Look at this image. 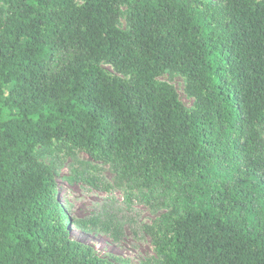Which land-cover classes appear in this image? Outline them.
Masks as SVG:
<instances>
[{
  "label": "trees",
  "instance_id": "16d2710c",
  "mask_svg": "<svg viewBox=\"0 0 264 264\" xmlns=\"http://www.w3.org/2000/svg\"><path fill=\"white\" fill-rule=\"evenodd\" d=\"M78 152L169 208L143 264H264V0H0V264H116L67 226L119 219L72 220L41 159Z\"/></svg>",
  "mask_w": 264,
  "mask_h": 264
},
{
  "label": "rangeland",
  "instance_id": "374dc122",
  "mask_svg": "<svg viewBox=\"0 0 264 264\" xmlns=\"http://www.w3.org/2000/svg\"><path fill=\"white\" fill-rule=\"evenodd\" d=\"M119 26L125 28V18L119 19ZM100 67L109 74H116L111 65L102 62ZM121 75V74H118ZM124 77V76H122ZM158 80L170 84L176 91L180 101L188 111L195 109L194 98L185 91L186 79L180 73L165 72ZM84 152L76 153L75 157L66 154L51 157L42 156L44 161L53 160L55 177L57 179L58 197L66 207L71 219H87L90 217H104L112 213L120 222L121 236L114 240L102 231L100 226L84 232L76 224L67 226L69 236L84 244L90 245L97 254L108 258L116 264H143L156 258L155 244L152 236L146 231L156 218L168 207L153 202V205L141 200L137 191L129 194L124 187L115 184L114 175L108 166L103 164L84 168L79 163L86 160ZM88 170L89 177H96L95 184L83 180L71 183L67 176L72 175L73 169ZM109 184L108 188L105 186ZM129 200L126 201V198Z\"/></svg>",
  "mask_w": 264,
  "mask_h": 264
}]
</instances>
